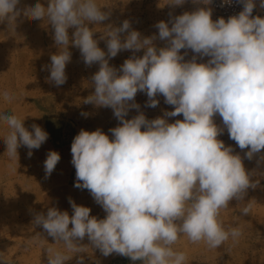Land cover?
Returning a JSON list of instances; mask_svg holds the SVG:
<instances>
[{"label":"clouds","instance_id":"9594fccd","mask_svg":"<svg viewBox=\"0 0 264 264\" xmlns=\"http://www.w3.org/2000/svg\"><path fill=\"white\" fill-rule=\"evenodd\" d=\"M236 2L243 10L227 20L213 21L210 7L177 16L170 13L168 22L154 25L158 37L142 36L128 20L119 27L108 24L99 38L106 43L105 52L94 39L97 31L89 27L111 15L98 0H48L47 6L38 0L25 7H19L20 0H0V24L7 23L12 34L20 17L42 20L54 30L58 50L45 66L49 82L56 86L66 82L70 45L79 49L87 66L99 64L91 77L94 92L83 103L111 108L120 122L109 129L111 138L101 129H81L71 144L74 186L88 190L106 216H91L89 207L77 205L71 197V216L56 207L34 215L32 224L54 240L45 250L47 264H66L74 256L76 264H84L80 254L89 248L104 257L115 253L141 264H186V253L174 248L181 237L209 249L229 240L233 245L239 242L242 228H226L221 211L233 200L244 201L258 181L251 179L241 156L218 137L226 129L241 150L247 149L248 160L264 150V17L253 16L256 0ZM192 3L207 6L212 0ZM259 7L264 9V0H259ZM69 29H74L71 36ZM157 38L166 42L164 47L157 48ZM123 50H131L132 56L119 69L111 66L109 61ZM141 50L143 55L137 56ZM188 50L195 54L190 60L185 59ZM198 57L209 59L199 63ZM138 92L146 94L147 107H157L156 97L163 95L174 110L150 120L139 112ZM0 99L11 103L15 97L4 90ZM130 109L139 114L126 119ZM181 114L183 119L174 123L166 119ZM217 115L223 127L215 123ZM24 120L0 113V123L7 129L6 154L12 161H18L19 147L26 146L30 158L32 150L48 139L41 126L33 124L29 131ZM60 159L56 151L47 153L46 178ZM250 212L251 204L241 209L243 216ZM40 237L37 233L35 242L43 246L46 239ZM85 237L90 246L81 244ZM0 264H8L3 255Z\"/></svg>","mask_w":264,"mask_h":264},{"label":"rangeland","instance_id":"374dc122","mask_svg":"<svg viewBox=\"0 0 264 264\" xmlns=\"http://www.w3.org/2000/svg\"><path fill=\"white\" fill-rule=\"evenodd\" d=\"M37 2L38 0H20L19 7L34 6ZM39 2L45 6L48 4V0ZM256 2L253 16L264 17V9L259 7V0ZM98 3L106 5L102 10L111 15L99 26L91 24L89 27L97 31L94 39L98 40V46L105 52L106 43L99 38L108 24L119 27L124 20H128L131 29L139 31L142 36L155 34L158 37V29L154 25L159 21L168 22L170 13L177 16L199 7H210L215 21L221 17L227 20L243 10V6L236 0H232L230 4L223 0H212L207 6L193 4L192 0H186L182 6L167 5V0H98ZM73 31L74 29H69L70 36ZM53 36L51 25L42 20L33 21L20 17L15 34L9 31L7 23L0 24V91L8 90L15 97L11 103L0 99V113L25 118L24 126L29 131L36 124L48 133L46 142L39 149H33L30 158L29 149L21 146L17 150L18 161H12L7 157L3 141L7 129L0 123V255L7 259L8 264H47L45 250L52 246L54 240L42 227L32 224L36 213L46 214L49 207H56L60 211H67L71 216V197L77 205L89 207L91 216L99 219L106 216L88 190L74 186L76 170L71 163V144L81 129L90 132L101 129L111 138L109 129L118 126L120 122L111 108L83 103L94 92L91 77L99 70V64L87 66L78 48L69 46L71 61L65 69L66 82L56 86L54 82L47 80L50 71L45 66L50 65L51 55L58 50ZM154 43L160 48L166 42L157 38ZM184 51L181 50L182 53ZM136 55L142 56L143 50ZM193 55L195 54L188 50L185 59L190 60ZM131 56V50H123L109 63L119 69ZM208 59L198 57L197 62L206 63ZM156 99L159 104L152 108L146 106L148 98L145 93L138 92L135 97V102L140 105L139 112H143L150 120L163 116L165 111L174 110V106L164 102L163 95H158ZM139 112L130 109L126 119H131ZM81 113L88 115L85 117ZM166 119L169 123H174L177 119L182 120L183 116L181 114ZM214 119L218 126L223 127L221 117L217 115ZM218 139L226 146H231L233 154L241 156L251 179L258 181L256 188L248 189L244 201L233 200L227 209L221 211L220 219L224 226L241 227L243 234L235 245L229 240L216 249H209L204 243H191L186 237H181L174 248L186 253V264H264V160L260 159L264 150L248 160L245 157L247 149L241 150L229 138L226 129ZM49 151L58 152L61 159L46 178L44 161ZM247 204H251V212L243 216L241 209ZM37 233L41 235V240L46 239L43 246L35 242ZM81 244L90 246L87 237ZM80 255L85 258L84 264H141L140 261L133 262L130 258L115 253L104 257L99 250L91 248L88 253ZM76 260L77 257L74 256L66 264H76Z\"/></svg>","mask_w":264,"mask_h":264}]
</instances>
